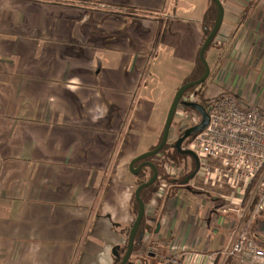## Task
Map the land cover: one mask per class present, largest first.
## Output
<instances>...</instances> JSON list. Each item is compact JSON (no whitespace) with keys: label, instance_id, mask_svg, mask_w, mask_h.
<instances>
[{"label":"crops","instance_id":"crops-1","mask_svg":"<svg viewBox=\"0 0 264 264\" xmlns=\"http://www.w3.org/2000/svg\"><path fill=\"white\" fill-rule=\"evenodd\" d=\"M222 3L204 98L219 88L264 107V0ZM211 4L0 0V264H114L132 221L130 163L159 144L176 91L200 75ZM178 175L146 203L145 239L182 264H239L225 255L228 193Z\"/></svg>","mask_w":264,"mask_h":264},{"label":"built area","instance_id":"built-area-1","mask_svg":"<svg viewBox=\"0 0 264 264\" xmlns=\"http://www.w3.org/2000/svg\"><path fill=\"white\" fill-rule=\"evenodd\" d=\"M207 111L209 124L195 135L189 148L197 154L202 166L218 162L216 166L230 184L241 186V194L234 200L224 197L237 207L231 208L236 213L234 218L223 219L234 227V242L225 255L246 264H264V248L255 240L264 237V107L247 105L234 93L222 91L208 103ZM180 114L181 120L196 122L183 110ZM180 169L177 165H165L154 193L156 199L167 193L170 181L179 176ZM1 173L0 158V178ZM168 173L171 177L164 178Z\"/></svg>","mask_w":264,"mask_h":264},{"label":"rangeland","instance_id":"rangeland-1","mask_svg":"<svg viewBox=\"0 0 264 264\" xmlns=\"http://www.w3.org/2000/svg\"><path fill=\"white\" fill-rule=\"evenodd\" d=\"M221 1H223V0H221ZM210 8H211L210 12H213L214 16H216V7H215L213 1H212V4H211ZM212 26H213V23H212V25L210 27L212 28ZM211 28H209L208 33L210 32ZM207 36H208V34H206V37ZM217 37H218V34L216 36V39H217ZM216 39L210 45V47L214 45ZM204 41H205V39H204ZM210 51L211 52L207 53L206 59H207L208 64L211 66L212 63H213V59L211 57H213V55H215V56H220V55H219L217 50L214 51V49H213V50H210ZM206 83H207V81H206ZM193 89H195V88H193ZM196 89H197V92L200 93V87L196 88ZM221 92L222 91H220L219 88H212V90H208V92L206 90V105H208V103L210 101L215 100V98H217V96ZM202 98H204V97H202ZM176 117H178L177 114L174 117V121H173V123L174 122L175 123L173 125L174 129L172 131V137L168 140V143L165 146L167 148L161 150L157 155H155L152 158V161L157 165L158 171H159L158 178H157L156 182L152 185L153 186L152 188H154V193H155L156 188L159 187V183H158L159 175H163V170H165V165L171 164V165H177L178 167L179 166L182 167L183 170L180 169L181 170L180 171L181 174H183V176H181L182 180L184 178H186L187 175H189L191 172H193L195 170V168H196L195 164H194L195 159H194L193 155L178 153L176 148L173 147L175 142H176V140L181 136V134L183 133V131L185 129L184 124L188 123V121L185 122L183 119H182L181 122H179L178 119H175ZM196 119H198V116H197V118L195 117V120ZM190 122H193V121L191 120V121H189V123ZM188 146H189V140H187L184 143L183 148H188ZM217 163L218 162H214V165H204L203 167L205 169L204 170H200V172L206 173L205 174L206 178L201 177L200 179H198L196 181V184H198V185L199 184L200 185L204 184V186H206V193L211 194L213 197L217 198L220 201H221V195L224 194L225 192L228 193V195H226V196H228V197H230V198H232L234 200V198L238 197V195L241 194L240 193L241 186L234 187L233 184H230L229 179L225 175H223V173L219 170L220 168L216 166ZM136 166H137V164H136ZM171 168L172 167H170V170L172 172ZM197 172H199V169H198ZM151 175H152V169L150 167H144L142 169V171H141V175H139V176L137 175L136 176L137 177V182L134 185V191H135V189L137 188V186L140 183L150 179ZM163 177L164 178L166 177L168 179V177L169 178L171 177V173L170 174L168 173V174L164 175ZM173 189H176V188H172V190ZM154 193H153V195H154ZM133 194H135V192H133ZM146 194L147 195H145V196L147 198V200H146L147 204L153 198H154V200H156L155 203H157V201L160 200V199H156L155 195L154 196L152 195L153 196L152 198L149 197V195L151 196L149 191ZM166 194L167 193H165L163 195V197H161V198L164 199ZM169 194H170V192H169ZM132 197H133V195H132ZM225 204H227L226 201H225ZM131 208L133 210L135 208L134 212H136V214L132 212V221L128 225L126 230H124V232H123L125 234V238H124L125 241L121 245V249L125 248V250H127V247H128L129 234H130V230H131L132 224H133V222H134V220L136 219V216H137V207H136V202L135 201L134 202L132 201ZM147 215L148 214H146L145 219L146 218L147 219H146V221L143 224V228H145V226L149 225L148 217H152L151 214L148 215V216ZM260 219H262V218H260ZM154 229H155L154 225L151 224V228L149 230L146 229V232L149 231L151 233ZM115 237L119 238V236H117V235ZM149 237H150V235L148 236V238ZM148 238L144 239L143 242L140 245H136L135 246V253L133 254V256H131L132 262H134L135 264H152V263L153 264H182V259L183 258L181 256L177 257V258H170V259H167L166 257L161 256L159 254L160 251L166 252V248L162 247L159 243H156L152 238H149V239ZM152 253H157V255H155V257H152L153 256V255H151ZM161 257H163V259H161ZM235 261L237 263H239V264H246V263L240 262L238 258H235Z\"/></svg>","mask_w":264,"mask_h":264},{"label":"water","instance_id":"water-1","mask_svg":"<svg viewBox=\"0 0 264 264\" xmlns=\"http://www.w3.org/2000/svg\"><path fill=\"white\" fill-rule=\"evenodd\" d=\"M212 1L216 4L217 16H216L215 23L209 35L206 37L200 49V53H199V57L204 65L203 74L197 80L184 83L178 88L174 96V99L171 103V106L169 108L167 118L165 121L164 131H163L162 138L159 144L154 149H151L147 152L141 153L140 155L136 156L135 158L132 159L130 163L129 168L133 174L138 175L140 171L142 170V168L146 166L152 169V176L147 181H144L141 184H139L135 190V197L139 203V207H138L136 219L134 220L133 225L130 230L128 247H127L125 255L123 256L121 264H135L133 262H130L129 260L133 252V248L135 245V239H136L139 227L146 215V203L141 196V191L144 188L153 185L158 178L159 171H158L157 165L152 160H147V158L157 155L161 150L164 149V147L168 143V140L170 139V132H171V128L173 125L174 117L176 116L177 111L182 107L195 109L202 116L200 123L186 128L185 131L183 132V135H181L174 144V147L177 149L179 153L193 155L194 159L197 161V167L190 175H188L184 179V183H187L190 181V179H193L199 169V157L193 150L183 148V143L185 139L189 138L195 133H198L199 131L204 130L208 126L209 120H210L209 114L206 108L201 103H198L196 101H186L185 99H183V96L187 91H189L193 87H196L200 84L205 83L211 75V67L208 64L207 59H206V51L208 47L210 46V44H212L214 40L216 39V36L224 20V11H225L221 0H212ZM138 162L140 163L136 166ZM144 238H145V234H141V236L139 237V241H143ZM118 249L119 248H116L114 250L115 256L118 255Z\"/></svg>","mask_w":264,"mask_h":264},{"label":"trees","instance_id":"trees-1","mask_svg":"<svg viewBox=\"0 0 264 264\" xmlns=\"http://www.w3.org/2000/svg\"><path fill=\"white\" fill-rule=\"evenodd\" d=\"M214 5H215V7H216V4L214 3ZM210 9L211 8H209L208 9V11L206 12V14H205V17H204V24H205V33L206 34H208L209 35V33H208V31H209V28H211L210 26L212 25V23H213V25H214V23H215V20H216V16H217V7H216V16H214V14H213V12H210ZM212 11V10H211ZM213 27V26H212ZM212 29V28H211ZM211 29H210V31H211ZM205 39H206V36H205ZM203 45V44H202ZM211 45V44H210ZM210 47V46H209ZM208 47V48H209ZM208 50V49H207ZM200 58V57H199ZM198 64L200 65V67H202V72L204 71V66H203V64H202V62H201V59H199V62H198ZM202 72L200 73V74H202ZM193 79H195V78H190V79H188L185 83H187V82H190L191 80H193ZM189 110H190V108H188ZM174 147V146H173ZM155 148V147H154ZM153 148V149H154ZM167 147H165L164 149H166ZM175 148V147H174ZM177 150V149H176ZM179 153V152H178ZM154 157V156H153ZM153 157H150V158H147V160H152V158ZM138 163H140V162H138ZM138 163H137V165H138ZM146 167V166H145ZM144 168V167H143ZM142 168V169H143ZM142 171V170H141ZM141 171H140V173L138 174V176L139 175H141ZM152 176V175H151ZM171 183H172V180L170 181ZM141 184V183H140ZM153 186L151 185V186H149V187H146V188H144L142 191H141V196H142V198H143V200L145 201V203H147V198H146V196L145 195H147L146 193L149 191L150 192V194H151V196L149 195V197H151L152 198V195H153V193H154V188H152ZM157 191V188H156V190H155V192ZM154 196V195H153ZM132 201L134 202H136V207H137V212H138V207H139V203H138V201H137V199H136V197H135V194H133V197H132ZM135 211V208H134V210L132 209V212L133 213H135L136 214V212H134ZM145 217H146V215H145ZM145 217H144V219H143V221H142V223H141V225H140V227H139V230H138V233H137V236H136V239H135V245H134V253H135V246L136 245H140L143 241H139V237L141 236V234H146V229H150L151 227L149 226V225H147V226H145V228H143V224H144V222L146 221V219H145ZM133 225V224H132ZM125 248L124 249H118V255L117 256H115V260H116V262L114 263V264H120V262L122 261V259H123V256L125 255Z\"/></svg>","mask_w":264,"mask_h":264},{"label":"flooded vegetation","instance_id":"flooded-vegetation-1","mask_svg":"<svg viewBox=\"0 0 264 264\" xmlns=\"http://www.w3.org/2000/svg\"><path fill=\"white\" fill-rule=\"evenodd\" d=\"M204 72V71H203ZM203 72H202V74H203ZM202 74H200L198 77H196L195 79H193V80H197L198 78H200L201 77V75ZM211 76V75H210ZM209 79V78H208ZM193 80H191V81H193ZM206 84V82L205 83H203V84H200V85H198V86H196V87H193V88H199L200 87V93H198L197 92V89L195 90V89H190L189 91H187L185 94H184V96H183V99H185L186 101H196V102H198V103H201L205 108H206V110H207V105H206V98H202V97H204V93H203V91H202V87L204 86ZM189 98V99H188ZM184 112H186L187 114H189V117H196L197 118V116H198V119H196V122H190V123H186V124H184V127H185V129L186 128H188V127H190V126H193V125H196V124H198V123H200V121H201V119H202V116H201V114L198 112V111H196L195 109H191L190 108V110L187 108V107H182L181 108ZM208 112V111H207ZM185 129H184V131H185ZM183 131V132H184ZM199 132H201V131H199ZM198 132V133H199ZM197 133H195V134H193L192 136H190L189 138H187V139H185V141H184V143L187 141V140H189V145H190V143H191V141L193 140V138L195 137V135H196ZM181 135H183V133L181 134ZM177 141V140H176ZM184 143H183V145H184ZM185 149H190L189 148V146H188V148H185ZM194 164H195V167H197V161L195 160V162H194ZM205 168L202 166V164H201V162H200V159H199V172H197L196 174H195V176L196 175H198L199 176V178H201V177H204V178H206V173H203V172H200V170H204ZM183 170V169H182ZM192 173V172H191ZM190 173V174H191ZM189 174V175H190ZM194 176V177H195ZM185 179V178H184ZM184 179L182 180V182L184 181ZM190 181H191V179H190ZM189 181V182H190ZM188 182V183H189ZM172 184V183H171ZM145 239V238H144ZM134 249V248H133ZM126 251V250H125ZM126 253V252H125ZM133 254H134V250H133V252H132V255L131 256H133ZM141 255V254H140ZM151 255H153L152 257H155V255H157V253H153V254H151ZM161 256H163L162 254H160ZM163 257H165V256H163ZM163 257H161V259H163ZM138 260V259H137ZM130 262H132V260H131V258H130V260H129ZM115 262H116V260H115ZM114 262V263H115ZM134 263V262H133ZM120 264H121V262H120ZM153 264V263H152Z\"/></svg>","mask_w":264,"mask_h":264}]
</instances>
